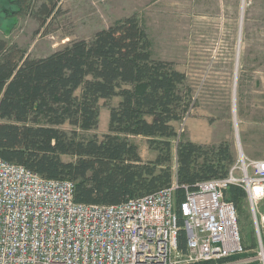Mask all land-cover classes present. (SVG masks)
Listing matches in <instances>:
<instances>
[{"label":"trees","instance_id":"16d2710c","mask_svg":"<svg viewBox=\"0 0 264 264\" xmlns=\"http://www.w3.org/2000/svg\"><path fill=\"white\" fill-rule=\"evenodd\" d=\"M58 1L42 4L41 24ZM13 2L20 12L24 0ZM185 81L173 63L154 58L136 15L112 21L90 39L68 41L44 57H29L0 39V156L43 177L73 181L76 202L116 204L173 180L180 202L182 185L223 177L234 160L227 140H179L172 170L171 143L177 136L173 123L190 106ZM114 96L119 100L109 107L107 132L85 137L83 131L98 125L99 101ZM66 124L69 130L63 128ZM133 136L145 138L155 152L153 159L141 157ZM224 195L241 212L243 188L229 184ZM178 243L184 247L183 230ZM243 257L247 254L220 263Z\"/></svg>","mask_w":264,"mask_h":264},{"label":"built area","instance_id":"2783aa9c","mask_svg":"<svg viewBox=\"0 0 264 264\" xmlns=\"http://www.w3.org/2000/svg\"><path fill=\"white\" fill-rule=\"evenodd\" d=\"M243 188L257 244L246 254L224 191ZM178 183L116 204L74 201V182L47 178L0 156V264H264V158L236 147L223 177ZM184 231V247L178 235Z\"/></svg>","mask_w":264,"mask_h":264},{"label":"rangeland","instance_id":"374dc122","mask_svg":"<svg viewBox=\"0 0 264 264\" xmlns=\"http://www.w3.org/2000/svg\"><path fill=\"white\" fill-rule=\"evenodd\" d=\"M54 1L24 0L19 12L13 0H0V39L37 58L105 28H99L104 22L94 16L91 0H59L41 24L40 7ZM117 1L123 5L113 21L136 15L154 58L173 63L186 76L190 106L173 123L172 170L177 142L186 139L202 144L227 140L234 157L240 146L248 157L264 158V0H148L146 9L145 0ZM118 100L99 101L98 125L83 131L85 137L107 132L109 107ZM131 139L144 160L155 157L144 137ZM238 213L242 243L252 245L246 254L254 258L257 237L246 200ZM261 235L264 240V229Z\"/></svg>","mask_w":264,"mask_h":264},{"label":"crops","instance_id":"0c3cea01","mask_svg":"<svg viewBox=\"0 0 264 264\" xmlns=\"http://www.w3.org/2000/svg\"><path fill=\"white\" fill-rule=\"evenodd\" d=\"M91 2L92 4L90 5H92L91 9L93 10L94 16L104 22L99 28L106 27L114 19H116L118 17L117 12L123 5H120L121 2H118L117 0H91ZM147 6L148 0H145V9L147 8ZM127 7V4H125L124 8ZM129 8L131 9L132 7Z\"/></svg>","mask_w":264,"mask_h":264}]
</instances>
